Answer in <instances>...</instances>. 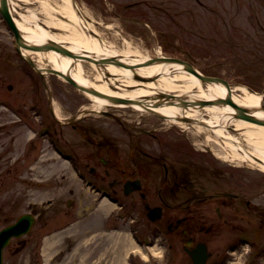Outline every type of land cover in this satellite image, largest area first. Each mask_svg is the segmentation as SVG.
<instances>
[{
  "label": "rangeland",
  "instance_id": "374dc122",
  "mask_svg": "<svg viewBox=\"0 0 264 264\" xmlns=\"http://www.w3.org/2000/svg\"><path fill=\"white\" fill-rule=\"evenodd\" d=\"M74 1L80 9L88 11L93 24L100 27L119 57H131L130 53H124L126 50L151 58L176 57L188 61L203 74L219 76L231 85L264 93V0ZM31 9L40 20L36 1L27 0L17 8L25 14ZM0 50L14 54L13 35L1 17ZM21 61L18 56L13 63ZM43 71L54 90L51 106L60 121L78 114L123 139L129 138L125 133L142 130L146 133L142 140L146 153L156 154L158 150V155L171 153L173 157L167 160L177 165V172L184 179L197 174L204 179H235L242 186L243 196L257 207L256 240L257 245H264V222L261 221L264 219V170L258 165L224 159V150L204 124L199 132L184 130L163 117L131 107L104 108L113 118L99 111H83L92 105V99L63 77ZM6 81L15 87L4 90L5 94L23 99L30 96L26 90L17 91L23 85L18 77L11 75ZM31 107L27 112L35 116L36 106ZM63 128L69 133L68 128ZM243 146L248 149L246 144ZM52 159L46 167L37 170L44 177L55 175V179H48V185L43 179H33L32 207L36 211L44 210L42 219H36L30 232L19 238L21 242L26 241L25 245L13 238L10 240L4 249L2 264H163L167 241L157 231L156 224L145 216L140 198L136 202L134 195L128 196L122 201L126 209H120L121 203L102 198L84 180L78 179L68 162L60 160L53 164ZM149 160L147 157L144 175L152 179L157 173ZM160 171L163 173V168ZM61 176L64 179H58ZM144 201L149 205L157 202L153 194ZM9 202L0 199V229L26 207L23 202L15 212ZM246 250L244 246L241 253L237 252V261L244 258ZM254 264H264V254Z\"/></svg>",
  "mask_w": 264,
  "mask_h": 264
},
{
  "label": "flooded vegetation",
  "instance_id": "af4514ba",
  "mask_svg": "<svg viewBox=\"0 0 264 264\" xmlns=\"http://www.w3.org/2000/svg\"><path fill=\"white\" fill-rule=\"evenodd\" d=\"M18 56L21 63H13ZM0 60V199L10 200L9 207L15 212L26 202L10 223L25 213L34 215L35 221L42 219L44 210L32 207L33 179H43L45 185L48 179H55V175L44 177L37 170L53 158V164L68 162L78 179L113 202L122 204L131 195L136 202L140 198L145 216L167 241L163 264H254L264 254V245H257L256 240L257 207L243 196L242 186L235 179H204L197 173L184 179L177 172V165L168 162L167 158L173 157L171 153H146L142 142L146 133L142 130L125 133L129 138L123 139L78 114L60 121L51 106L54 90L43 76L44 68L27 62L15 47L14 54L0 50ZM11 75L23 83L17 91H28L27 99L5 94L4 90L15 87L6 81ZM25 100L31 109L36 106L35 116L27 112ZM147 157L156 168L157 175L152 179L144 175ZM150 194L157 201L154 205L144 201ZM154 206L159 208V216L151 219L149 207ZM120 209L126 208L122 204ZM20 237L13 239L25 245ZM244 246L246 255L237 261V252L241 253ZM202 249L205 256L201 257Z\"/></svg>",
  "mask_w": 264,
  "mask_h": 264
},
{
  "label": "bare ground",
  "instance_id": "6f19581e",
  "mask_svg": "<svg viewBox=\"0 0 264 264\" xmlns=\"http://www.w3.org/2000/svg\"><path fill=\"white\" fill-rule=\"evenodd\" d=\"M25 1L8 0L7 3L16 27L31 44H41L52 39L75 53L89 57H119L120 54L112 48L100 27L93 24L88 11L80 9L75 1L34 0L39 7L40 20L33 9L26 14L17 10ZM124 53H130L131 57H119L120 60L134 66V69L113 62L95 64L86 59L74 60L52 49L43 51L21 47L23 56L29 57L46 70L56 71L59 76L60 73H68L81 85L112 96L142 99L144 103V106L135 102L111 103L105 97L83 91L93 101L83 111L97 112L112 106L144 110L146 106L163 115L165 121L184 130L194 129L199 132L202 130L201 124H204L213 134L214 141L224 150L221 155L224 159L249 162L264 170V126L233 117V108L229 104L182 105L177 104V99L160 98L161 93H168L182 97L185 103L197 99L212 100L227 94L224 85L202 83L194 74L184 70L180 63L164 60L148 63L153 58L130 50ZM159 57L164 56L155 58ZM229 95L252 115L264 118L262 93L249 90L243 85H230ZM180 117L192 118L193 122L181 120ZM240 128L244 130L238 131Z\"/></svg>",
  "mask_w": 264,
  "mask_h": 264
},
{
  "label": "water",
  "instance_id": "95a60500",
  "mask_svg": "<svg viewBox=\"0 0 264 264\" xmlns=\"http://www.w3.org/2000/svg\"><path fill=\"white\" fill-rule=\"evenodd\" d=\"M7 1L8 0H0V15L4 19L9 30L11 31V33L13 35L15 47L20 53H21V47H27L30 49L43 50V51L52 49L56 52H59L60 54L67 55V56L73 58L74 60L86 59L89 61H93L95 64H103V63H107V62H113L117 65H125L130 69H134V66L124 63L117 56L105 57V58H100V59L94 58V57H89L86 55H82L80 53H75V52L69 50L67 47H65L62 43H58L57 41L52 40V39H48L44 43H41V44H31L29 41H27L22 36L20 31L16 27V25L13 21V18L11 16V13L9 11ZM23 58L26 61H28L29 63L33 64L32 60L29 57L23 56ZM157 60L172 61V62L180 63L183 66L184 70L194 74L197 78H199V80L202 83H213V82L214 83H220V84L224 85L228 91L227 94L224 95L223 97H217V98L212 99V100L211 99L210 100H208V99H206V100L197 99L194 101H189L188 103H185L184 99L182 97H178L174 94L161 93L160 98H165L167 100L177 99L179 102L177 104H182V105H186V104H194V105L229 104L233 108V113H232L233 117H236V118H239L242 120H246L249 122H253L256 124L264 125V118L252 115L251 113H249V111L245 107L237 104L236 102H234L232 100L231 96L229 95L231 84L227 80H225L224 78L219 77V76L203 74L199 70H197L188 61H186L184 59L176 58V57H165L164 56V57H159V58H153L150 61H148V63H151V62H154ZM47 71L49 72V70H47ZM51 71L57 74L56 71H53V70H51ZM60 75H61V77H63L65 80H67L73 87H75L79 91H82V92L87 91L91 94H95V95L105 97L111 103H126L127 104V103H134L135 102V103L140 104L141 106H144V103L141 101L142 99L134 100V99H127V98L108 95V94L100 92V91H98L92 87H87V86L79 84L68 73H60ZM152 78H154V77H151V79ZM263 97H264V93H262V99H263ZM262 108L264 109V105H262ZM143 111L150 112V113L157 115L159 117H164L163 115L146 108V106H145ZM99 112L101 114H104V115H112L111 113H109L108 111H105V110H102ZM180 119L185 120V121H189V122H193V119L188 118V117H180ZM158 209H159L158 207L149 208L148 216L151 219H155L156 217H158L159 216ZM34 222H35L34 215L29 214V213H25V214L20 215L16 221H14V222L6 225L2 229H0V264L2 263V250L9 243V240L12 237H19L23 234H26L30 230V228L32 227ZM197 264H200V262Z\"/></svg>",
  "mask_w": 264,
  "mask_h": 264
}]
</instances>
